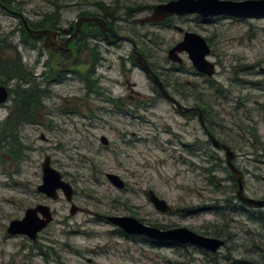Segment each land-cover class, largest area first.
I'll use <instances>...</instances> for the list:
<instances>
[{"label": "rangeland", "instance_id": "rangeland-1", "mask_svg": "<svg viewBox=\"0 0 264 264\" xmlns=\"http://www.w3.org/2000/svg\"><path fill=\"white\" fill-rule=\"evenodd\" d=\"M60 1L61 29L68 32L81 14L106 15L100 6L117 5L109 16L127 40L110 50L103 42H90L89 49H103L104 61L96 65L95 76L101 91L90 93L86 82L69 73L61 84L48 85L54 53L43 42L23 44L22 22L10 12L37 25L54 13L53 4L13 0L12 11L0 10V38L12 35L10 44L49 94L42 124L24 126L16 134L18 143L7 141L1 147L0 264H264V210L218 211L241 204L225 153L204 147L207 139L198 118L182 117L160 98L133 54L135 50L149 59L153 73L183 106L206 108L200 100L211 106L217 119L210 132L236 153L234 165L243 173L246 194L264 200V153L250 134L256 132L264 144V19L192 15L143 24L154 7L178 0ZM187 33L206 40L211 49L207 61L216 68L213 78L198 73L187 54L181 55L182 65L169 61L168 52ZM87 52L75 54L60 68L71 71V66L84 64ZM15 55L13 50L6 53L7 58ZM78 71L88 77L85 67ZM7 88L11 91L15 84ZM11 96L0 107V129L15 111ZM103 137L108 147L102 145ZM199 139L200 149H191ZM208 152L215 156L208 157ZM17 153L20 160H15ZM46 157L72 186L71 203L61 192L57 201L38 192ZM107 175L120 177L126 188L113 187ZM150 192L172 211L158 212ZM37 206L49 207L54 218L37 242L8 235L11 222L23 220ZM73 206L79 210L76 215L71 214ZM112 217L133 218L162 231L185 228L217 237L226 246L216 255L190 246L156 247L144 237L121 235L107 221Z\"/></svg>", "mask_w": 264, "mask_h": 264}, {"label": "water", "instance_id": "water-1", "mask_svg": "<svg viewBox=\"0 0 264 264\" xmlns=\"http://www.w3.org/2000/svg\"><path fill=\"white\" fill-rule=\"evenodd\" d=\"M1 6V5H0ZM3 9L10 12L6 8ZM11 13V12H10ZM198 16L202 19L230 17L235 19H252L264 18V0H248L245 2L220 1V0H178L171 1L167 4L158 5L154 7L152 15L141 21L143 24H159L173 17ZM22 24L28 36L33 41L44 40V48L50 53L66 52L69 45L77 38L84 24L93 25L101 30L102 33H110L115 37L116 42L127 40L126 38L118 36L114 31L107 29L106 23L100 18H81L77 24L75 33L66 39L65 43L59 45L57 38L59 33L51 30H33L28 22L21 17ZM135 52V51H134ZM187 54L194 69L201 75L213 78L216 74V68L213 64L207 61L211 55L205 39L191 33L185 34L183 42L175 46L168 52V59L171 63L182 65L183 60L181 55ZM137 63L142 68L144 73L152 81L154 86L159 89L162 97L169 103L173 104L182 117L191 114L195 109H187L181 105L175 98H173L164 87L161 80L153 73L145 59L137 54ZM264 74V69L261 70ZM10 99V90L7 87L0 86V106L6 105ZM200 124L204 127L203 116L200 112ZM209 140L215 150H220L221 147L225 150L226 166L232 174L237 185V200L251 210H263L264 200H255L250 198L244 187L243 173L236 168L234 160L236 154L230 148L222 146L215 136L210 135ZM101 143L104 147L109 146V141L103 137ZM42 185L38 187V192L48 199L57 201L61 192L68 202H72L74 197V190L72 186L67 183L61 173L52 167V162L49 157H46L42 165ZM107 180L118 190L126 188L125 182L116 175H107ZM149 199L155 206L156 210L162 214H168L172 211L169 205L161 200L154 192L149 193ZM79 210L73 206L71 210L72 215H76ZM54 218L51 209L47 206H37L36 208L28 209L25 217L21 221L11 222L8 228V235L10 236H25L32 242H37L39 235L47 230L53 223ZM107 221L120 229L127 237H144L157 244L170 243L175 246H190L211 254H216L221 250L225 243L222 240L215 238H208L200 236L185 228L162 231L157 228L145 226L141 222L133 218L112 217Z\"/></svg>", "mask_w": 264, "mask_h": 264}, {"label": "trees", "instance_id": "trees-1", "mask_svg": "<svg viewBox=\"0 0 264 264\" xmlns=\"http://www.w3.org/2000/svg\"><path fill=\"white\" fill-rule=\"evenodd\" d=\"M46 2H49L50 4H53L54 13L50 15H44L43 20L41 22H38L36 24H29V26L36 31L41 30H51L55 31L57 27L60 26L61 22V10L63 9L62 5L60 4V0H44ZM0 10L5 11L3 9L6 8L9 11H12V5L13 0H0ZM117 5H114L113 8L105 9V7L100 6V9H103L109 16V14H114L117 12ZM102 10V11H103ZM103 11V12H104ZM7 12V11H5ZM105 13V14H106ZM82 16L90 17L87 14H83ZM98 16V15H96ZM112 18V17H111ZM21 34H22V42L23 44L32 42L33 40L28 36L23 26H21ZM83 33L90 36V39L97 38L98 36H101V31L99 28H95L89 25H85ZM11 36H7L6 38H0V86L8 87L12 84H15V88L10 91L11 98H13V101L15 103V111L10 115V118L7 120V122L1 127L0 129V151L1 147L3 146V143L9 141L13 144L18 143L19 140L17 138V133L20 132V129L23 128L26 125H41L42 124V115L43 111L45 109L43 102L44 99L49 97V94L46 92L45 89H43L40 85L36 84L34 81V74L27 69V67L22 62V57L20 56L18 50L13 47L10 44ZM82 39V38H80ZM38 42V41H35ZM76 47L81 48V46L73 45L71 49H75ZM8 50L16 51L15 58H7L6 53ZM100 55L95 49H89V63L90 68L85 66L84 64L78 63L77 65H73V68L71 66V71L73 72V76L79 78L81 82L87 83V90L90 93H96L97 91H101L100 87L97 85L95 81V72H96V65L99 63ZM70 62L71 59H67V55L62 56H53L52 59V68L50 70V73L48 75V85L55 83V84H61L64 82L67 78V73H71V71H67V69L60 68L61 63ZM84 65V66H83ZM86 68L85 74L81 75V73L78 71V68ZM67 68V67H66ZM50 69V67H49ZM55 69V70H54ZM79 76V77H78ZM217 94L221 97H223V93L220 91H217ZM199 102L202 103V105L206 106V108H203L205 110L204 114V121L208 124V129L210 130L212 122L217 119V116L214 115V111L209 105H205L202 100ZM204 113V112H203ZM211 131V130H210ZM251 138L259 148L264 153V144L261 143L258 135L253 130L250 131ZM22 158V155L20 153H17L15 160H20ZM210 172V171H209ZM232 182L234 185L236 184L233 176H232ZM211 183L214 184V178L210 180ZM229 204V203H228ZM231 206V205H230ZM233 207V206H232ZM239 209H245V207L242 204H239L238 207L234 206L232 209L227 208L226 210H218L220 213L224 212L225 214L229 212H236ZM217 211V213H218ZM169 229V228H166ZM120 234L122 235V231H120ZM217 238V237H216ZM156 247H170L173 248L175 245H172L170 243L165 244H157L153 243Z\"/></svg>", "mask_w": 264, "mask_h": 264}, {"label": "flooded vegetation", "instance_id": "flooded-vegetation-1", "mask_svg": "<svg viewBox=\"0 0 264 264\" xmlns=\"http://www.w3.org/2000/svg\"><path fill=\"white\" fill-rule=\"evenodd\" d=\"M11 15H13V16H15V17H18L20 20H21V17H20V15H18L17 13L15 14H13V13H10ZM83 14H87L88 16H90V17H85V16H82ZM83 14H81L80 16H79V19H78V21L81 19V18H83V17H85V18H100V19H102V20H104L105 21V23H106V27H107V29H109V30H112V31H114L117 35H118V33H117V31H116V29H117V27H116V23H117V21H115V20H113V18H111L110 16H108V14H106V15H98V16H96V15H90V14H88V13H83ZM177 18H181V17H177ZM252 19H264V18H252ZM77 21V22H78ZM21 22H22V20H21ZM28 22V21H27ZM61 23V22H60ZM29 24V23H28ZM77 24V23H76ZM160 24V23H159ZM158 24V25H159ZM85 25H89V24H84L82 27H81V31H80V33H79V35L77 36V38L76 39H74L73 40V42L69 45V47H68V50L66 51V52H58V53H54V54H52V59H53V56H62V55H67V59H72L74 56H75V54H82L83 55V53L82 52H89V47H90V42L91 41H98L99 42V44H100V42L102 43H104V44H106V46H107V48L106 49H108V50H110V49H114V48H116V47H118L119 46V44L121 43V42H116V39H115V37L114 36H112L110 33H102L101 32V36H98L97 38H94V39H90V36L89 35H87V34H85V33H83V31H84V27H85ZM22 26H23V24H22ZM89 26H92V27H95V26H93V25H89ZM24 27V26H23ZM95 28H97V27H95ZM75 29H76V25L75 26H73L71 29H70V31L68 32V31H63L62 29H61V24H60V26L59 27H57V29L55 30V32H58L60 35H59V37L57 38V42H58V44L59 45H62V44H64L65 43V41H66V39H68L69 37H71L74 33H75ZM101 31V30H100ZM65 35H68V37H65ZM118 36H120V35H118ZM80 38H82V39H80ZM40 42H43L44 43V40H42V41H40ZM78 45V46H81V52H80V50L77 48L76 50H73V49H71V47L73 46V45ZM100 46V45H99ZM98 49V50H97ZM101 47H98V45L95 47V50L98 52L99 50H100V53H99V55H100V58H99V63H98V65L99 64H101V61H104L102 58V52H101ZM73 50V51H72ZM103 50V49H102ZM135 51V50H134ZM133 51V54L137 57V54H138V52H134ZM87 52V58L86 59H84L85 60V62H84V65L85 66H87L88 68H90V63H89V53ZM143 57V56H142ZM144 59H145V61L147 62V64L149 65V67H150V69L151 70H153L152 68V66H151V64H150V61H149V59L148 58H145V57H143ZM140 67V66H139ZM141 68V67H140ZM141 70H142V68H141ZM67 71H69V70H67ZM143 71V70H142ZM97 72V71H96ZM96 72H95V74H96ZM144 72V71H143ZM73 72L71 71V73L70 74H72ZM70 76H72V75H70ZM74 78H76V79H78L79 80V78H77V77H75V76H73ZM161 80V79H160ZM161 82L163 83V85H164V87L166 88V90L169 92L170 91V89H169V87H167V83H165V81H163V80H161ZM153 91H156L157 92V94H158V96L160 97V98H162V99H164L163 97H162V95H161V93H160V91H159V89L158 88H156L154 85H153V89H152ZM169 94L173 97V98H175L170 92H169ZM176 99V98H175ZM165 100V99H164ZM177 100V99H176ZM166 101V100H165ZM178 101V100H177ZM179 102V101H178ZM169 103V102H168ZM180 103V102H179ZM171 104V103H170ZM181 104V103H180ZM173 107H174V105L173 104H171ZM182 105V104H181ZM1 107V106H0ZM184 107H186V106H184ZM175 108V107H174ZM187 109H195L196 111H194L193 113H191V114H187V116L186 117H184V118H191V119H194V118H198V121H199V116H200V112H201V114H202V116H203V122H204V124H205V126L203 127L201 124H200V126H201V128L203 129V131H204V133H205V135H206V141H204L205 143V145H204V147L206 146V148L208 147L210 150H211V148H214L213 147V145L211 144V142H210V140H209V136L210 135H213L211 132H210V130L208 129V124L204 121V114H205V110L203 109V108H201L200 106H192V107H186ZM176 109V108H175ZM177 110V109H176ZM178 112V111H177ZM204 112V113H203ZM178 114H180L179 112H178ZM181 115V114H180ZM199 123H200V121H199ZM218 140V139H217ZM194 143H195V145H193V146H190V148L191 149H193V150H198V149H200V145L201 144H203L202 143V141L199 139V140H194ZM220 143L222 144V146H225V147H227L226 145H224L221 141H220ZM186 147V146H185ZM227 148H229V147H227ZM232 150V149H231ZM218 152H223V153H225V150H224V148L223 147H221V149L220 150H217ZM233 151V150H232ZM234 152V151H233ZM215 154H217V153H215ZM236 154V153H235ZM206 155L208 156V157H214L215 155L213 154V153H211V152H208V153H206ZM244 206V205H243ZM245 207V206H244ZM242 210H248V208L247 207H245V209H242ZM251 210V209H250ZM264 210V209H263ZM263 210H257V211H263ZM253 211H256V210H253ZM230 237V236H229ZM208 238H210V237H208ZM216 239V238H215ZM219 240H221V239H219ZM223 241V240H222ZM224 243H225V246H226V242L225 241H223ZM224 246V247H225ZM223 247V248H224ZM222 248V249H223ZM197 249V248H196ZM198 250H200V249H198ZM202 253H204V254H211V253H208V252H206V251H203V250H200ZM220 252V250L216 253V254H218ZM216 254H211V255H216Z\"/></svg>", "mask_w": 264, "mask_h": 264}]
</instances>
